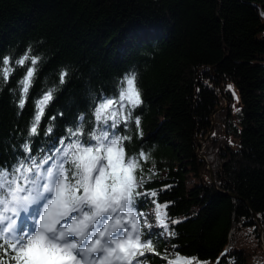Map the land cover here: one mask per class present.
Wrapping results in <instances>:
<instances>
[{
    "label": "trees",
    "instance_id": "obj_1",
    "mask_svg": "<svg viewBox=\"0 0 264 264\" xmlns=\"http://www.w3.org/2000/svg\"><path fill=\"white\" fill-rule=\"evenodd\" d=\"M29 47L41 60L23 110L26 67L0 78V167L23 156L35 102L48 89L53 99L30 140L38 159L81 114L91 131L101 94L117 96L134 72L143 135L133 122L119 134L132 137L128 155L149 154L138 190L157 191L180 221L169 224L174 237L153 235L156 251L217 264L229 250L220 264H264V0H0V61ZM221 81L229 105L215 113L226 103ZM140 199L137 210L155 224L153 198ZM161 256L146 264H166Z\"/></svg>",
    "mask_w": 264,
    "mask_h": 264
},
{
    "label": "snow or ice",
    "instance_id": "obj_2",
    "mask_svg": "<svg viewBox=\"0 0 264 264\" xmlns=\"http://www.w3.org/2000/svg\"><path fill=\"white\" fill-rule=\"evenodd\" d=\"M31 51L29 47L19 59L5 56L0 61L4 82L17 67H26L18 81L21 110L41 60L30 55ZM67 75L66 70L61 71V84ZM54 92L48 89L35 102L29 139L20 146L23 156L11 169L0 167V264H146L150 255L161 256L153 235L174 237L169 224L180 221L169 218L167 204L156 202L157 191L138 190L146 181L137 177V171L149 154L128 155L124 142L132 137L119 134L121 126L127 128L133 122L143 135L140 117L133 116V110L143 103L136 73L125 74L117 96L101 94L92 112L91 131H86L81 114L76 127L59 138V146L41 149L44 154L38 159L32 154L30 140L40 134L41 119ZM52 131L49 127L44 134ZM149 197L155 205V224L149 223V214L137 210L140 198L146 201ZM154 228L160 231L156 233ZM161 258L166 264H201L197 257L179 252Z\"/></svg>",
    "mask_w": 264,
    "mask_h": 264
},
{
    "label": "water",
    "instance_id": "obj_3",
    "mask_svg": "<svg viewBox=\"0 0 264 264\" xmlns=\"http://www.w3.org/2000/svg\"><path fill=\"white\" fill-rule=\"evenodd\" d=\"M223 87H224V86H223V82L221 81V83H220V89H221V91H222V95L226 98L225 91H224V88H223ZM225 100H226L225 105H224L223 107H221V108H218V109L216 110L215 113H217V112H219V111H221V110H224V109L229 105V99L226 98ZM212 123H213V125L215 124V118H214V117H213V119H212ZM213 130H214V126H213L212 129L210 130V133H212ZM202 157H203V156H202Z\"/></svg>",
    "mask_w": 264,
    "mask_h": 264
},
{
    "label": "rangeland",
    "instance_id": "obj_4",
    "mask_svg": "<svg viewBox=\"0 0 264 264\" xmlns=\"http://www.w3.org/2000/svg\"><path fill=\"white\" fill-rule=\"evenodd\" d=\"M233 92L235 93V96L233 95V97L235 98L234 105L236 106L237 105L238 93L236 91L232 90V94H233ZM150 212H153V208H152V210Z\"/></svg>",
    "mask_w": 264,
    "mask_h": 264
}]
</instances>
